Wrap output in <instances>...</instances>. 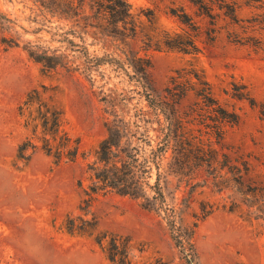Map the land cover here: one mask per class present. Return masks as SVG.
Returning <instances> with one entry per match:
<instances>
[{"label":"rangeland","instance_id":"obj_1","mask_svg":"<svg viewBox=\"0 0 264 264\" xmlns=\"http://www.w3.org/2000/svg\"><path fill=\"white\" fill-rule=\"evenodd\" d=\"M195 1L129 0L136 33L117 37L97 26L106 22L90 0L74 11L63 0H0V264H115L111 240L132 264H264V0ZM133 56L149 59L152 91ZM194 74L236 122L205 104ZM182 89L175 108L203 155L163 184L172 229L141 198L91 192L89 166L114 119L136 136L147 129L154 146L158 106Z\"/></svg>","mask_w":264,"mask_h":264},{"label":"trees","instance_id":"obj_2","mask_svg":"<svg viewBox=\"0 0 264 264\" xmlns=\"http://www.w3.org/2000/svg\"><path fill=\"white\" fill-rule=\"evenodd\" d=\"M82 1L79 0V4L74 6V0H63L62 5L65 11H74L75 8L81 6ZM90 1V8L95 19H104L106 22L104 26H101V24L97 26L105 29L108 34L117 37H127L136 33L137 24L131 12L129 0ZM195 2L204 5L203 0H196ZM188 20V16L183 14L182 21L186 22ZM88 25H91V23ZM91 26L96 25L93 24ZM165 44L169 48H177L184 53L197 51V46L192 40L168 38ZM35 59L43 61L49 68L54 67L57 63L53 56L38 54L35 55ZM129 64L144 90L152 91L153 86L148 71L150 66L149 59L133 56L130 58ZM194 77L196 78V83L201 86L192 89H195L205 104L218 110L221 114V119L231 123L236 122L235 114L228 113L211 96L207 81L198 74H194ZM186 91L187 89H182L178 94H170L172 101L160 102L158 109L162 115V122L160 123L159 134L156 135L158 140L154 146V139L149 135L147 129H144L139 136H136L138 129L131 132L128 122L122 119H114L107 126L106 137L98 145L96 163L89 166L93 180L90 188L91 192L110 190L120 195L141 198L145 208L165 213V216L171 219L168 222L172 229L175 227L177 212L175 208L169 207L166 203L163 184L166 183L168 176L171 174L184 175L192 167L195 161L193 159L198 160V165H200L202 163L201 155H203L201 147L188 138L187 131H185L175 108L176 103L184 97ZM52 113L53 118H51L52 122L48 131L54 136L58 133L60 113L56 109H53ZM45 119L44 126L47 127L48 123ZM218 122L222 121L218 120ZM139 129H141L140 125ZM220 135L218 133V137ZM130 136L139 140V144L132 145L130 142L126 144L124 142L123 144V141L128 140ZM66 142L64 143V148L67 145ZM47 150L50 153L51 148L47 147ZM195 151L196 155H193ZM60 152L61 150L58 153ZM168 152L169 155H167ZM75 153V150H73L70 153V157H75ZM153 178L154 180L152 181ZM148 191L150 192L148 193ZM108 258L115 264H132L126 247L122 246L118 250L115 240H111Z\"/></svg>","mask_w":264,"mask_h":264}]
</instances>
